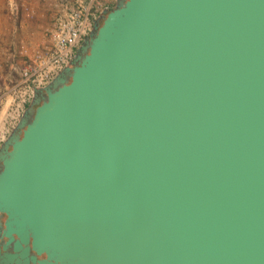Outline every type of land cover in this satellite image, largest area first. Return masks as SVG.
I'll return each mask as SVG.
<instances>
[{
  "label": "water",
  "instance_id": "obj_1",
  "mask_svg": "<svg viewBox=\"0 0 264 264\" xmlns=\"http://www.w3.org/2000/svg\"><path fill=\"white\" fill-rule=\"evenodd\" d=\"M0 264H264V0H118L0 147Z\"/></svg>",
  "mask_w": 264,
  "mask_h": 264
},
{
  "label": "built area",
  "instance_id": "obj_2",
  "mask_svg": "<svg viewBox=\"0 0 264 264\" xmlns=\"http://www.w3.org/2000/svg\"><path fill=\"white\" fill-rule=\"evenodd\" d=\"M54 19L47 36L49 44L27 56L21 79L11 94L9 112L15 128L32 103L37 90L47 87L72 63L96 22L109 11L108 0H55Z\"/></svg>",
  "mask_w": 264,
  "mask_h": 264
},
{
  "label": "crops",
  "instance_id": "obj_3",
  "mask_svg": "<svg viewBox=\"0 0 264 264\" xmlns=\"http://www.w3.org/2000/svg\"><path fill=\"white\" fill-rule=\"evenodd\" d=\"M55 0H0V147L12 133V97L30 50L44 42Z\"/></svg>",
  "mask_w": 264,
  "mask_h": 264
},
{
  "label": "rangeland",
  "instance_id": "obj_4",
  "mask_svg": "<svg viewBox=\"0 0 264 264\" xmlns=\"http://www.w3.org/2000/svg\"><path fill=\"white\" fill-rule=\"evenodd\" d=\"M108 1H109V11H110V10H112L113 8L116 7V5H117V3H118V0H108ZM51 26H52V22H51L50 26L46 29V31H45L44 42H43V44L40 45L39 48H42V47L46 46L47 44H49L50 40H49V38H48V36H47V33H48L49 29L51 28ZM39 48H35L34 50H30L29 53H28V56H32L33 53H34V51H36V50L39 49ZM17 90H18V89H16V88L13 86V87H11L10 89H8L7 91H9V94L11 95V94L14 93V91H17ZM30 104H31V103H29V104L27 105V108L30 106Z\"/></svg>",
  "mask_w": 264,
  "mask_h": 264
},
{
  "label": "flooded vegetation",
  "instance_id": "obj_5",
  "mask_svg": "<svg viewBox=\"0 0 264 264\" xmlns=\"http://www.w3.org/2000/svg\"><path fill=\"white\" fill-rule=\"evenodd\" d=\"M2 219V218H1Z\"/></svg>",
  "mask_w": 264,
  "mask_h": 264
}]
</instances>
